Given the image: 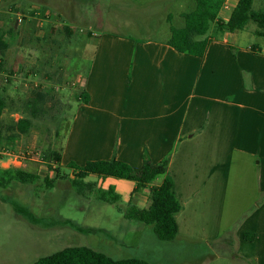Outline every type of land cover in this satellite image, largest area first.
<instances>
[{
    "label": "crops",
    "instance_id": "obj_1",
    "mask_svg": "<svg viewBox=\"0 0 264 264\" xmlns=\"http://www.w3.org/2000/svg\"><path fill=\"white\" fill-rule=\"evenodd\" d=\"M238 1H226L223 22ZM210 30L203 58L178 52L167 44L170 37L89 30L82 54L91 52V63L78 79L75 116L58 142L61 167L115 158L140 170L146 158L169 157L183 207L171 243L194 248L198 264H264V40L258 46L242 31L219 32L216 24ZM82 90L88 104L79 102ZM20 141L0 145L12 157L1 155L0 168L27 170L13 151ZM119 181L100 179L127 204L150 205L148 190L134 193L135 183Z\"/></svg>",
    "mask_w": 264,
    "mask_h": 264
},
{
    "label": "rangeland",
    "instance_id": "obj_2",
    "mask_svg": "<svg viewBox=\"0 0 264 264\" xmlns=\"http://www.w3.org/2000/svg\"><path fill=\"white\" fill-rule=\"evenodd\" d=\"M263 5L259 0L254 8ZM195 7V0H0V31L11 43L2 76L3 88L10 93L6 120L19 118L11 111L21 112L40 88L60 101L75 100L78 79L91 63V52L82 54L89 30L97 35L110 31L139 40H166L171 34L167 14L174 15V26L182 27L180 14ZM256 29L250 23L240 33L260 46L264 39L254 34ZM57 129L55 123L38 121L13 149L26 169L42 178L34 185L13 182L0 191V264H34L69 246H87L115 259L141 258L151 264L200 262V253L190 245L161 241L153 226L125 218L119 211L127 209L124 198L117 204L100 200L98 191L106 188L98 178L87 179L97 186L79 194L71 183L72 172L64 168L54 187L48 188L43 182L48 174L43 155L46 144L58 145ZM1 155L12 158L2 147Z\"/></svg>",
    "mask_w": 264,
    "mask_h": 264
},
{
    "label": "trees",
    "instance_id": "obj_3",
    "mask_svg": "<svg viewBox=\"0 0 264 264\" xmlns=\"http://www.w3.org/2000/svg\"><path fill=\"white\" fill-rule=\"evenodd\" d=\"M227 0H195L196 7L190 12L182 14L184 25L176 27L172 24L173 17H169L170 38L168 45L180 53L189 54L203 58L210 44L206 36L211 25L216 24L219 32L244 31L250 23L257 26L255 34L264 38V5L256 10L255 2L259 0H239L230 20L225 23L219 18ZM263 1L264 0H260ZM67 34L72 31L69 26H64ZM11 48V43L0 31V145H14L22 137L28 136L35 128L38 121H50L58 125L55 132L57 138L62 134V125L75 116V105L72 102H63L46 89H37L26 101L24 109L11 111L19 113V118L6 120L5 115L9 111V98L2 85V76L6 67V57ZM89 94L82 90L79 102L88 104ZM43 160L50 172H54V178L46 176L43 182L48 188H53L59 178L61 167V154L57 143H50L49 148L44 151ZM170 158L162 162L154 163L146 158L140 170L133 169L129 164L117 159L88 162L85 165L69 163L65 168L73 174L71 183L79 194L86 190H93L95 182H87L91 175L98 179L106 180L113 178L117 180H128L135 183L134 193L148 190L150 205L139 208L129 203L124 212L125 218L136 220L154 227L157 238L164 242H172L177 239L179 228L177 216L183 207L178 201L174 191V180L169 172ZM163 178L161 185L153 183ZM41 180L37 173L21 168H0V191L8 188L13 182L24 185H34ZM98 197L105 203L117 204L121 196L116 192L114 186L98 191ZM93 232V231H90ZM34 264H151L139 258L115 259L107 254L96 251L87 246H69L54 254L41 257Z\"/></svg>",
    "mask_w": 264,
    "mask_h": 264
},
{
    "label": "built area",
    "instance_id": "obj_4",
    "mask_svg": "<svg viewBox=\"0 0 264 264\" xmlns=\"http://www.w3.org/2000/svg\"><path fill=\"white\" fill-rule=\"evenodd\" d=\"M18 21L22 22V18L21 17H18Z\"/></svg>",
    "mask_w": 264,
    "mask_h": 264
}]
</instances>
